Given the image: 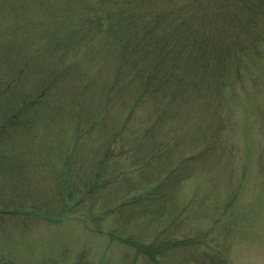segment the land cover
Returning a JSON list of instances; mask_svg holds the SVG:
<instances>
[{
    "label": "trees",
    "instance_id": "1",
    "mask_svg": "<svg viewBox=\"0 0 264 264\" xmlns=\"http://www.w3.org/2000/svg\"><path fill=\"white\" fill-rule=\"evenodd\" d=\"M71 7L57 10L58 27L0 39V220L53 221L106 201L101 218L116 215L108 234L163 264L195 242L156 243L128 227L149 214L160 223L156 211L188 173L231 151L233 105L243 88L260 93L264 75V0H99L78 15ZM255 100L245 120L264 127ZM84 262L81 254L74 264Z\"/></svg>",
    "mask_w": 264,
    "mask_h": 264
},
{
    "label": "rangeland",
    "instance_id": "2",
    "mask_svg": "<svg viewBox=\"0 0 264 264\" xmlns=\"http://www.w3.org/2000/svg\"><path fill=\"white\" fill-rule=\"evenodd\" d=\"M98 2L0 0V39L5 42L29 39L36 31L34 27L52 28L53 23L58 27L56 22H60L61 12L57 10L72 6L78 15L86 4ZM67 25L63 23L62 27ZM258 76L260 93L251 95L253 87L243 88L241 102L233 105L237 118L231 124L235 129L233 133L228 132L229 128L224 130L231 151L217 160L220 163L213 162L210 166L198 163L199 171L194 169L188 173L189 177L180 182L173 197L165 198L164 207L156 211L154 216L160 223L150 220L149 214L145 216L147 221L128 227L129 233L143 234L150 240L157 237L156 243L173 237L182 242H195L167 252L163 264H213L210 262L213 257L219 264H264V162L261 165L256 162L258 156L264 158V127L258 121L247 126L245 120L247 103L255 98L264 114V75L258 72ZM250 145L256 148L251 154ZM198 148L187 153L188 157ZM179 156L175 153L171 158ZM130 160L127 155L123 167L130 165ZM155 170L151 167L147 172L152 174ZM137 174L128 173L133 181H139ZM89 202L84 201L77 213L67 212L53 221L35 215H3L0 220L2 259L7 264H74L83 254L85 264H148L134 249L126 248V244L118 243L108 234L114 230L116 215L101 218L99 206L107 202L98 200V207L93 211L88 210Z\"/></svg>",
    "mask_w": 264,
    "mask_h": 264
}]
</instances>
